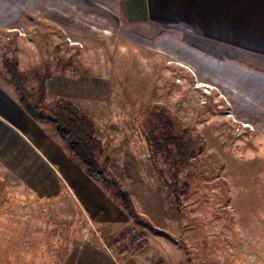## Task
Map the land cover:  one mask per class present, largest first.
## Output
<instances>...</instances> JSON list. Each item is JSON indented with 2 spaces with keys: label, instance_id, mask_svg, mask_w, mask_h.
I'll return each mask as SVG.
<instances>
[{
  "label": "rangeland",
  "instance_id": "1",
  "mask_svg": "<svg viewBox=\"0 0 264 264\" xmlns=\"http://www.w3.org/2000/svg\"><path fill=\"white\" fill-rule=\"evenodd\" d=\"M19 27L23 36L12 31ZM160 34L85 0H0V73L2 60L14 59L27 87L44 78L46 100L81 107L132 203L121 224L92 225L66 197L16 191L0 167L1 261L101 264L80 256L99 250L116 264L113 256L134 249L133 261L264 264V59ZM161 111L173 133L187 132L182 156L151 147L147 133ZM103 186L120 203L114 186Z\"/></svg>",
  "mask_w": 264,
  "mask_h": 264
},
{
  "label": "crops",
  "instance_id": "2",
  "mask_svg": "<svg viewBox=\"0 0 264 264\" xmlns=\"http://www.w3.org/2000/svg\"><path fill=\"white\" fill-rule=\"evenodd\" d=\"M85 2L107 12L118 22L159 28L160 35L185 39L195 49H208L195 43L206 41L211 43L209 49L248 50L264 59V0ZM260 64L264 65V61ZM0 167L1 177L11 179L9 183L16 191L19 189L22 194L39 200L66 197L71 207L79 210L92 225L113 227L125 221V207L69 156L51 126L25 111L8 82L0 86ZM88 253L80 256L96 255L101 264H109L110 258L104 251ZM85 263L95 264L94 261ZM0 264L23 263L0 260Z\"/></svg>",
  "mask_w": 264,
  "mask_h": 264
},
{
  "label": "trees",
  "instance_id": "3",
  "mask_svg": "<svg viewBox=\"0 0 264 264\" xmlns=\"http://www.w3.org/2000/svg\"><path fill=\"white\" fill-rule=\"evenodd\" d=\"M1 66L3 68L1 76L13 86L18 102L25 111L35 120L51 126L64 143L69 156L75 159L89 175L105 185L114 186L119 202L131 209L132 203L128 192L108 171V156L104 153L101 141L95 135V123L88 114L68 98L56 97L46 100L44 78L38 77L35 88L27 87L24 83L25 76L18 68L16 60L4 58ZM155 122L147 133L152 149H164L166 153L175 150L173 153L179 156L189 152V148L185 146L188 147L191 141L186 142L185 128L173 133L171 120L165 111L156 114ZM181 161L179 158L178 162ZM144 245L145 242L141 240L136 249L142 251Z\"/></svg>",
  "mask_w": 264,
  "mask_h": 264
},
{
  "label": "built area",
  "instance_id": "4",
  "mask_svg": "<svg viewBox=\"0 0 264 264\" xmlns=\"http://www.w3.org/2000/svg\"><path fill=\"white\" fill-rule=\"evenodd\" d=\"M12 31H14L16 33V35H18V36L19 35L23 36L25 34L24 29L22 27L12 28ZM130 239L132 241V245L133 246L138 245L140 243V241H141V238L135 232L131 233V238ZM128 257L127 258H122L120 260H117L114 256L112 258H113V260L115 261L116 264H161V262H159L158 260H156V259H154L152 257H149V256L141 258L138 261L137 260L133 261V258H138L137 257V253H136V251H134V249L130 252V255Z\"/></svg>",
  "mask_w": 264,
  "mask_h": 264
}]
</instances>
